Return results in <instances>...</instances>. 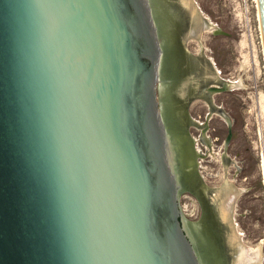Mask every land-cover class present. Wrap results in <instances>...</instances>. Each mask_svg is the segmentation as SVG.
Wrapping results in <instances>:
<instances>
[{"label":"water","instance_id":"95a60500","mask_svg":"<svg viewBox=\"0 0 264 264\" xmlns=\"http://www.w3.org/2000/svg\"><path fill=\"white\" fill-rule=\"evenodd\" d=\"M181 4L0 0V264L230 263L197 122L166 101ZM199 189L216 219L195 231L180 200Z\"/></svg>","mask_w":264,"mask_h":264},{"label":"rangeland","instance_id":"374dc122","mask_svg":"<svg viewBox=\"0 0 264 264\" xmlns=\"http://www.w3.org/2000/svg\"><path fill=\"white\" fill-rule=\"evenodd\" d=\"M195 1L210 22L229 33L205 32L201 42L207 48L206 53L224 76L231 80L240 76L238 79L242 77L244 81L235 90L216 96L217 103L235 118L227 148L229 118L217 112L200 127L206 133L210 123L207 132L210 143L196 144L205 154L198 159L199 171L211 188L229 180L241 189L233 213L235 229H240V236L249 245L261 244L264 253V51L257 1ZM198 44L192 41L191 49L198 50ZM207 112L208 107L201 101L192 106V115H201L198 117L201 121ZM191 131L198 139L200 131L197 128ZM198 193L199 190L185 191L180 200L185 217L193 223L202 220L205 214V199Z\"/></svg>","mask_w":264,"mask_h":264},{"label":"flooded vegetation","instance_id":"af4514ba","mask_svg":"<svg viewBox=\"0 0 264 264\" xmlns=\"http://www.w3.org/2000/svg\"><path fill=\"white\" fill-rule=\"evenodd\" d=\"M179 27L180 26L178 25V28ZM170 33L171 32L169 31L168 36L170 38H168L167 43H166L168 45V52L170 53L169 57L171 61V67L168 72V77L170 80L167 83L168 84L166 88L167 90L165 88L164 89L166 90V95H167L166 101L169 102L170 107L173 110L171 112V116L174 118H184V117H187V114H188V118H191L192 120L197 122V124L190 127V132H191L192 137H194L197 140V142L199 139L200 142H203L205 144H207V142L210 143V138L207 133L210 123L208 122L207 124L206 133H204L205 131H202L200 127L203 125L204 122H207V118L209 114L211 115V118H212L215 114H217V112L229 118L232 123V127H233L235 118L231 115V113H229L224 108L223 105L217 103L216 96L226 93V92H231L235 90L236 88L232 87V83L230 82L231 79L227 78L226 76L222 74L220 70L216 69V66H217L216 62H214V60L210 56H208V54L206 53L207 49H205V46L201 44L202 42H199L198 40H192L189 38H187V41L186 40L184 41L179 36L172 37ZM192 41H196L197 43H200L199 44L200 49L198 50L191 49L190 42ZM212 61H213V65L216 70V76H209L207 78L208 82L198 84L197 83L198 81L197 82L195 81L196 77H199L202 72V69H204V67H208V65ZM201 63L204 66L201 65ZM219 72L221 73L219 74ZM190 77H192V79ZM189 79L194 81V83L191 81L190 83ZM186 80H188L187 82L188 86L183 85L184 87L183 88L181 85L186 84L185 83ZM218 84H221V86ZM197 101L203 102L205 106L208 107V112L206 113L204 121H201V119L200 120L198 119V117L200 118L201 115H199L198 117H195L192 115V106ZM187 106H188V109H187ZM227 118L225 119L227 120ZM193 128H197L200 131L198 134L199 136L198 139L193 135L191 131ZM197 151L202 152L199 149H197ZM199 166H200V163H199ZM208 211L209 210L207 211L205 210L204 217L202 218V220H198L197 222L193 223L189 221V219L187 218L188 226L192 229L194 228L193 230H195L197 229V227L202 228V229L208 227L209 225L207 223L209 224L214 223L216 216L209 214Z\"/></svg>","mask_w":264,"mask_h":264},{"label":"bare ground","instance_id":"6f19581e","mask_svg":"<svg viewBox=\"0 0 264 264\" xmlns=\"http://www.w3.org/2000/svg\"><path fill=\"white\" fill-rule=\"evenodd\" d=\"M193 1H195V0H181V3H182L181 4L182 5L181 10L184 11L186 19L189 22L188 23L189 27L187 29L188 32L186 31L187 37H189V39L198 40L199 42H201L203 34L205 32H208V31L213 32L216 28L215 26H217V25H215L214 22L212 21L213 23L211 22V26H210L211 30H208V28H207L208 26L205 25V23L201 19L202 17L199 15V12L195 8ZM256 1H257L258 9H259L260 29H261V36L263 39L262 21H261V13H260V8H259V0H256ZM195 2L197 3V1H195ZM209 20H210V18H209ZM217 28H218V26H217ZM196 44H197V42H196ZM201 44H203V43H201ZM205 49H207V48H205ZM263 51H264V44H263ZM206 55H205V57H206ZM212 63H213V61H212ZM201 65H203V64L201 63ZM216 69H218L217 66H216ZM220 73L221 72H219V74ZM209 76H210V72H209L208 67H204V69H202L200 76L196 77L195 81L196 82L198 81L197 82L198 84L199 83H206V82H208L207 78ZM219 76H221V75H219ZM238 76H236V77H238ZM190 78L192 79V77H190ZM238 78L236 80L230 81L232 83V87L238 88L239 86H241L242 81H243L242 77H241L242 81L239 80L240 78L239 79ZM192 82H194V81H192ZM218 85L221 86V84H218ZM215 87H217V86H215ZM229 89H231V88H229ZM221 115L223 117H225L223 114H221ZM209 118H211L210 114L208 115V119ZM198 141H200V140L198 139ZM196 142H197V140H196ZM208 150L211 151V147H209ZM263 158H264V155H263ZM203 190L199 189V191H201V193L203 192ZM240 193H241V189L238 188L236 185L234 186V184H232V181H229V180L225 181L223 183V185L216 187V188H213L212 193H211V200H212L211 202L214 203L217 207V211H218V214L220 216L221 225H222V228L224 229V232H225V237H226L228 250H229V254H230V259H231L229 264H262L263 254H264L262 251V245L259 244L258 246H256V245L253 246V245H249V243H246L245 242L246 240L243 239L244 236L243 235L240 236V233H241L240 229L237 231L235 229V226H234V220L235 219H234L233 213L235 211L236 200H237Z\"/></svg>","mask_w":264,"mask_h":264}]
</instances>
